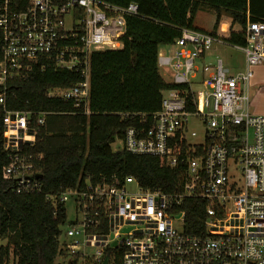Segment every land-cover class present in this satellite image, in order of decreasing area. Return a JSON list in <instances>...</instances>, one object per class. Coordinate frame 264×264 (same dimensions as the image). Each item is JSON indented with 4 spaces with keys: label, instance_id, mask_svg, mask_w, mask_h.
Returning <instances> with one entry per match:
<instances>
[{
    "label": "built area",
    "instance_id": "2783aa9c",
    "mask_svg": "<svg viewBox=\"0 0 264 264\" xmlns=\"http://www.w3.org/2000/svg\"><path fill=\"white\" fill-rule=\"evenodd\" d=\"M137 14L136 3L0 0V107L9 159L3 175L17 193L43 191L42 155L32 148L49 112L8 108L9 83L36 66L76 72L78 83L47 96L73 101L88 115L92 54L122 48L126 17ZM241 30L245 44L234 46L245 55V70L232 73L218 58L215 70L196 81L195 60L214 43H228L218 33L183 28L173 50L158 55L175 87L163 91L149 126H132L121 139L122 149L179 170L171 190L147 189L127 176L87 179L46 195L54 207L75 204L76 218L61 226L56 264H264V114L251 111L253 67L264 64V22L248 19ZM194 122L203 125L202 136L191 129ZM189 199L205 203L196 232L187 230L181 209Z\"/></svg>",
    "mask_w": 264,
    "mask_h": 264
},
{
    "label": "trees",
    "instance_id": "16d2710c",
    "mask_svg": "<svg viewBox=\"0 0 264 264\" xmlns=\"http://www.w3.org/2000/svg\"><path fill=\"white\" fill-rule=\"evenodd\" d=\"M119 6L138 5V14L126 17V32L119 49L96 51L91 57L90 101L87 115L73 101L50 98L55 87H70L81 80L72 71L48 65L36 66L28 75L11 81L7 106L14 110L48 111L41 139L32 148L41 154L38 163L42 193H17L4 178L9 159L3 147V111L0 107V264H56L61 226L67 221L65 203L56 207L47 194L74 188L89 179L123 181L135 177L147 189L171 190L179 181V170L162 165L159 158L112 150L128 128L144 124L161 109L163 91L174 88L158 67L161 46H172L183 28L199 29L195 18L203 4L216 11L212 33L218 30L223 13L231 24L264 22V0H104ZM230 45H244L240 31L224 37ZM143 115L147 121H143ZM186 227L196 232L205 220V203L186 200Z\"/></svg>",
    "mask_w": 264,
    "mask_h": 264
},
{
    "label": "rangeland",
    "instance_id": "374dc122",
    "mask_svg": "<svg viewBox=\"0 0 264 264\" xmlns=\"http://www.w3.org/2000/svg\"><path fill=\"white\" fill-rule=\"evenodd\" d=\"M229 19L226 12L223 13L222 20ZM216 20V11L209 8L206 4L201 6L200 12L196 16L195 25L205 29L211 30ZM240 28V25L237 26ZM218 58L224 60L225 65L228 66L232 73L245 70L244 53L232 47L225 46L223 44L214 43L205 58H198L195 60V64L200 70L198 80H202L203 77H207L212 71L215 70V66ZM253 78L251 79V111L256 114H264V64L253 67ZM160 73L163 78L171 83L173 82V74L168 68L160 69ZM191 129L196 130L198 135L202 136L204 132L203 125L199 123H191ZM123 145L121 140L117 139L112 144L113 151L122 150ZM67 212V225L70 221L76 218L75 204L73 200L66 203ZM6 238H0V247L7 244ZM13 264V260L11 261Z\"/></svg>",
    "mask_w": 264,
    "mask_h": 264
},
{
    "label": "crops",
    "instance_id": "0c3cea01",
    "mask_svg": "<svg viewBox=\"0 0 264 264\" xmlns=\"http://www.w3.org/2000/svg\"><path fill=\"white\" fill-rule=\"evenodd\" d=\"M200 12V10L198 11V13ZM198 13H197V15H198ZM196 15V16H197ZM228 18L229 19H223L222 21H221V24H220V26H219V28H218V30L216 31V33H218V34H220V35H222L223 37H228L229 36V34H230V32L231 31H240L241 29H242V26L240 25V28H238L237 26L239 25V24H231V21H232V19H231V17L230 16H228ZM195 20H196V18H195ZM194 24H195V22H194ZM223 24H225V25H227V28L226 29H223ZM196 26V25H195ZM214 26V25H213ZM197 28H199V30H204V31H209V32H212L213 31V28L211 29V30H205V29H202V28H200V27H198V26H196ZM225 46H228V47H232V48H235V49H237V50H240V49H238L236 46H234V45H230V44H225ZM173 50V47L172 46H161L160 47V50H159V54H161V53H170L171 51ZM241 51V50H240ZM242 52V51H241ZM208 54V52H206L205 54H203L200 58L201 59H203V58H205L206 57V55ZM244 63H245V55H244ZM228 67V66H227ZM229 68V67H228ZM230 69V68H229ZM262 114V113H261Z\"/></svg>",
    "mask_w": 264,
    "mask_h": 264
},
{
    "label": "bare ground",
    "instance_id": "6f19581e",
    "mask_svg": "<svg viewBox=\"0 0 264 264\" xmlns=\"http://www.w3.org/2000/svg\"><path fill=\"white\" fill-rule=\"evenodd\" d=\"M227 25L223 24V29H226ZM8 104V103H7ZM188 225V224H187ZM189 230V229H188Z\"/></svg>",
    "mask_w": 264,
    "mask_h": 264
},
{
    "label": "water",
    "instance_id": "95a60500",
    "mask_svg": "<svg viewBox=\"0 0 264 264\" xmlns=\"http://www.w3.org/2000/svg\"><path fill=\"white\" fill-rule=\"evenodd\" d=\"M39 176L41 177L42 175H41V174H39Z\"/></svg>",
    "mask_w": 264,
    "mask_h": 264
}]
</instances>
